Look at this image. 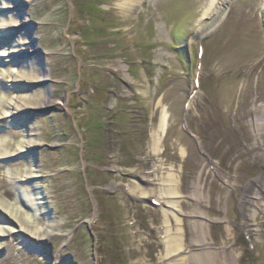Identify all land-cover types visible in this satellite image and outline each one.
Segmentation results:
<instances>
[{
    "label": "rangeland",
    "instance_id": "obj_1",
    "mask_svg": "<svg viewBox=\"0 0 264 264\" xmlns=\"http://www.w3.org/2000/svg\"><path fill=\"white\" fill-rule=\"evenodd\" d=\"M24 1L36 54L0 58V98L52 103L0 120V150L10 144L0 159V199L30 192L35 205L22 206L57 228L41 242L25 232L0 235V264H142L137 229L158 258L168 207L130 192L133 183L172 187L183 214L170 211L181 221L171 233L206 240L219 254L215 264H264V0H231L219 24L202 28L219 0H141L128 14L116 0ZM16 32L2 39L0 54L31 40ZM12 69L26 79L11 80ZM195 93L203 119L189 122ZM160 97L169 108L164 153L146 169L149 128L159 120L148 107ZM31 141L36 147L20 153ZM140 176L149 181L141 185ZM11 184L18 191L7 192ZM192 210L206 226H189ZM7 219L0 210L1 223Z\"/></svg>",
    "mask_w": 264,
    "mask_h": 264
},
{
    "label": "bare ground",
    "instance_id": "obj_2",
    "mask_svg": "<svg viewBox=\"0 0 264 264\" xmlns=\"http://www.w3.org/2000/svg\"><path fill=\"white\" fill-rule=\"evenodd\" d=\"M231 0H219V4L217 6L216 3H213L210 8L205 11V13L202 16L200 26L201 28L204 26L211 27L216 26L219 24L222 19V7L228 3ZM0 23L2 30L0 31V42L3 40H8V38L11 36V31L15 28L16 31H19L17 34L21 33L20 36L24 34H29L31 37V40H21L16 41V45L12 46V49L9 51H4L0 54V58L9 57L8 59H11L10 62H14V53H23V52H29L30 54H36V48L33 47V43L36 42L37 37L35 35V32L33 31L34 27H32L31 24H33V21L31 19L29 20V13L30 8L26 7V1L24 0H0ZM118 7L126 14L132 13L136 10L138 5L141 3V0H116ZM31 21V22H30ZM210 29V28H208ZM29 43V44H28ZM1 44V43H0ZM30 45L32 47H30ZM37 59V58H35ZM24 60V59H23ZM25 65L30 62L26 63ZM204 66L203 64L198 67L197 75L203 79L206 76V73H204ZM31 71L32 67H30ZM29 75L30 82L34 81H42L41 77H38L36 73L27 72ZM9 76L14 79H20L23 80L26 79V74H24L21 71L12 69L11 72L8 73ZM28 77V76H27ZM150 83H148V89H145L144 92L146 95L150 91ZM3 97L0 98V108H2V112L0 115V120L2 122H6L5 120H12L16 121L19 116H21L24 111L32 109L36 110L40 107H44L47 104H51L48 100V98H45L43 103H34L29 102L28 100L19 98L16 96L13 99H10V101H7L6 98H8L9 94L3 93ZM196 95L193 97V100L191 101V104L187 108V115H188V121H195L198 119H203L202 114L200 113L203 110V101L200 98L201 93H195ZM156 99V100H155ZM152 99L149 103V109L152 110V116L155 115L156 112H159V120L157 126H150V138L147 145L148 150L145 151V155L147 158L145 159L146 169L147 167V160L150 158L151 160L160 161L162 154L164 153L162 149L163 139L165 138L166 132L169 127V108L164 105L165 98H155ZM201 99V100H200ZM57 104L63 105L64 102L58 101ZM261 125V124H256ZM35 142H29L27 146H24L21 144V148L19 149L20 153L28 152L32 147H36ZM10 144L7 140H3L1 142V147H3L4 150H0V159H5L9 155V151L5 150L6 147H9ZM2 149V148H0ZM182 155H184V152H182ZM159 167L155 166L151 171L147 172H158ZM171 176H174V174H171ZM140 179L138 182L142 185L141 182H148L149 180L145 179L143 176H140ZM175 182V181H174ZM150 183V182H149ZM254 181H251L246 185V189L251 190L254 187ZM146 184H144L145 186ZM155 185V184H153ZM160 185V184H156ZM12 187L7 188V192H13L18 191V187L15 185H12ZM129 191L132 193L139 194L142 198H145L149 201L156 202L158 205L162 206L165 205L168 207V210H164V221L161 223V231H163V239L164 242L162 244H159L157 247V250L160 249V255L157 258V255L155 254L152 256V252L150 249H148V243L141 238V232L139 229H137L135 232H133V235L135 238L139 237V248L144 250L146 248V251L143 252V259L141 260L142 264H215L210 258L213 256L219 255L217 251H213L210 248V244L203 239H200L199 237H186L181 234H172L171 233V227H174L175 224H181V221H171V214L172 210L177 211L179 214H183L182 210H180L179 202L176 200L180 197L176 192L173 191L172 187L169 185H163V187L160 188V191L156 192L155 189L150 188L145 189L141 187L137 183L129 184L128 187ZM28 195V196H27ZM27 195L20 194L17 200L14 203H10L6 201L5 199H0V210L5 211L9 215V223L4 224L0 221V235L5 236H12L15 234H20L22 232L27 233L34 241L41 242L43 240H49L53 238V236L56 235L55 231L57 226L53 224H43L39 225L38 221L40 218L38 216L42 215L44 212L36 211L35 214L29 213L30 211L26 210L22 203L25 204V206L28 204H31L34 206L33 200L31 199L32 194L28 192ZM1 198V197H0ZM40 199L39 197L35 198ZM255 199H258L255 196ZM32 200V201H31ZM40 204V203H38ZM241 205L244 210H246L247 205V196L245 195L244 198L241 200ZM190 217H192L189 226L193 229L198 228L199 226H206L205 223H203V216L199 214L196 210H192L190 212ZM261 221V220H258ZM161 222V221H160ZM132 227H134V221L131 222ZM245 229L248 232L256 231L255 229H252L249 227V225L244 224ZM39 244V243H38ZM31 246V245H30ZM224 251V250H223ZM156 259V260H155ZM205 259L206 262L204 261ZM156 261V263H154ZM205 262V263H204Z\"/></svg>",
    "mask_w": 264,
    "mask_h": 264
}]
</instances>
